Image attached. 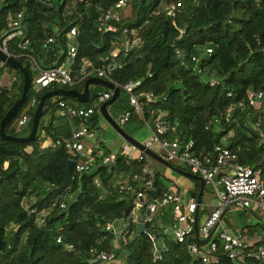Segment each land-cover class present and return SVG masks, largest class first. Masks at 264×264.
<instances>
[{
    "label": "trees",
    "instance_id": "1",
    "mask_svg": "<svg viewBox=\"0 0 264 264\" xmlns=\"http://www.w3.org/2000/svg\"><path fill=\"white\" fill-rule=\"evenodd\" d=\"M117 1L0 0V38L4 32H10V20L21 14L20 27L28 44L22 48L17 38H13L8 41V49L28 70L30 81L25 103L7 124L6 134L23 136L11 133L10 127L35 99L28 111V136L33 113L43 94L59 88L82 92L86 80H78L83 62L89 61L93 68L106 69L110 61L104 62L103 58L115 50L117 55L113 62L117 67L110 72L111 80L119 86L136 82L135 94L151 92L157 98L153 102L139 99L142 114L132 110L128 122L121 125L128 136L146 124L154 128L156 122H167L172 131L161 136L162 139H193L196 152L203 155H211L216 146L237 151L238 165L252 169L264 184V141L260 144V133L250 126L259 116L264 130V102L254 111H241L236 107L240 101H245L248 91H264V0H182L181 7L172 15L163 8L179 0H128L117 32H104L99 26L98 10H106ZM73 27L76 36L68 39L66 34ZM124 28L129 38L133 37L132 32H137L138 47L123 49ZM51 37L54 42L43 46ZM71 43L77 46L72 64L77 82L72 87L51 85L33 91V62L42 70L59 66L65 61ZM206 49H211V54L207 55ZM195 55L200 58L201 75L192 70L190 59ZM6 67L0 66V70ZM15 72L18 82H14L11 89L0 87V122L21 95L23 76L18 70ZM211 79L218 83L210 86ZM89 90L86 103L70 97L47 99L33 141L18 143L0 138V237L4 243L0 264H87L100 251L114 253L112 264H203L193 258L187 244H175L159 236V225L165 224L167 217H157L150 227L165 244L160 258L154 256L146 234L137 235L138 227L134 223L116 244L113 236L103 230L107 221L126 217L133 207L128 198L119 194L118 188L131 183L127 177L139 174L143 162L117 154L112 167L97 162L89 172L77 174L68 188L55 190L64 179L66 163L84 161L71 155L63 145H45L48 139L53 143L69 139L73 128L83 122L74 119L68 123L60 117L58 102L89 108L99 93L108 92L95 85ZM129 109V97L120 88L118 98L107 111L118 122L123 111ZM227 114L230 118L238 116V124L225 122L219 131L205 130L212 116L221 118L220 115ZM101 119L95 109L87 124L100 130ZM230 132L234 136L230 137ZM97 144L95 150L107 155L103 142L99 140ZM176 167L189 172L186 166ZM95 180L100 182L99 188ZM166 183L169 181L158 171L148 200L159 198L166 190ZM194 185L198 190L197 181ZM71 192L73 196L66 199ZM24 198L37 211L56 202L42 226H36L33 217L23 210ZM62 201L65 207L60 209ZM246 211L253 215V209ZM205 213L202 205L198 217ZM244 214L242 211L239 215L244 218ZM226 224L237 229L236 225ZM237 230L247 236L264 234V220L252 225L244 222ZM58 238L60 243H57ZM219 259L221 264H230L225 256ZM247 264L264 263L249 261Z\"/></svg>",
    "mask_w": 264,
    "mask_h": 264
},
{
    "label": "built area",
    "instance_id": "2",
    "mask_svg": "<svg viewBox=\"0 0 264 264\" xmlns=\"http://www.w3.org/2000/svg\"><path fill=\"white\" fill-rule=\"evenodd\" d=\"M64 1L75 3L76 0ZM127 3L128 0H118L110 8L98 10L99 26L104 32H117L119 29L118 24L121 20V12L126 8ZM181 4L182 0H179L177 3L167 5L163 9L168 15H172L175 10L181 7ZM20 20L21 14H17L15 19L12 18L9 23L10 32H4L0 38V53L14 59H16V56L9 51L8 41L17 38L19 42L18 46L22 48L28 44V40L25 39L20 27ZM127 33L128 30L124 28L122 31L123 49L132 50L138 47L140 45V38L137 36V32L134 31L131 33L133 35L132 38H129ZM75 36L76 29L74 27L70 28L66 37L72 39ZM53 42L54 38H48L43 43V46ZM76 51L77 46L75 44L69 45L66 59L61 65L46 70L36 67L37 74L31 80L33 91L38 92L41 88H46L51 85L72 87L77 82L72 68ZM211 52V49L205 50L207 55L211 54ZM116 55V51L113 50L108 56L103 58L104 62L110 61L106 69L93 68L89 61H84L79 72L80 79L78 82L93 77L100 78L111 82L119 89L121 88L128 95L130 109L123 111L118 123L121 126L128 122L132 110L138 114H142L140 98H144L148 102H153L157 98L151 92L135 94V89L138 86L136 82L130 81L125 85L119 86L111 80L109 77L110 72L117 67L113 62ZM190 60L193 63L192 70L198 75H201L203 72L198 67L200 58L195 55ZM2 65L3 63L0 62V66ZM217 83V80L211 79L209 85L215 86ZM111 96L112 92L109 90L108 92L99 93L89 108H75L64 102H58V115L60 117L65 118L68 122L74 119H82L83 121L80 126L72 130L69 139L64 141L57 140L55 143H45V145H51L52 147L63 145L71 155H75L84 160L75 161L71 169V183L77 174L89 172L96 161L109 165L114 163L117 157L115 153L109 155H104L101 152L94 153L91 147H87L84 144L85 140H93L95 138V130L89 127L87 120L94 114L95 109L99 111V107L108 101ZM263 102L264 91H248L245 101H240L236 107L241 111L250 109L254 111ZM34 104L35 99H32L20 117L15 121V129L23 130L28 125V111ZM220 116L221 118L216 115L212 116L211 120L205 126V130L215 128L219 131L221 130L222 123L225 122L238 124V116L232 118H230L229 114ZM261 125L262 120L259 116H256L253 123L250 124L254 131L260 133V144H263L264 130L261 129ZM146 127L151 132V138L141 142V144L145 148L151 149L160 155L171 165L172 162L182 163L189 168V173L202 178L205 186L209 187L213 194L214 203L212 208L207 212L205 221L200 224L198 215L199 210H202V205H198L195 199H184L177 194L172 183L166 185V190L163 191L159 198H156L154 201H149L147 196L149 195V190L154 188V180L157 173L150 166L153 160L124 141L118 154L128 159L143 162V166L139 174L127 177L128 180H131V183L120 185L118 188L119 194L128 198L133 207L127 213L126 217L116 218L104 224L103 230L113 236V243L116 244L118 238L127 230L131 223H134L137 227L139 224H143L144 230L142 233L146 234L154 252L160 253L159 256L155 257L160 258L161 253L166 249L165 244L161 240H158L156 232L151 230L150 227L157 217H167V222L159 228V236L164 237V239L167 238L175 244H187L188 250L193 258L200 259L203 264H221L220 256H225L230 264H247L249 261L264 263V236L260 237L259 241L251 242L249 237L241 230L228 227L223 221L226 213L246 211L251 209L252 206L259 209L264 218V184L259 175L250 168L238 165L237 151L223 146H216L211 155L198 154L193 139L181 141L178 139L161 138V136L172 131V126L167 122H156L154 128L151 124H146ZM229 136H234V133L230 132ZM155 150H158L159 153ZM136 153H138L137 157H135ZM94 183L97 188L100 187L98 180H95ZM21 206L24 211L33 217L36 226H42L51 209L56 206V202L54 201L47 208L37 211L31 208L27 198H24ZM64 207L65 203L62 201L59 204V208L63 209ZM195 223H197L198 237L201 240L211 234L207 243L204 244L205 249H203V245H198L194 238ZM159 239L161 238L159 237ZM57 243H60V238L57 239ZM114 261V253L100 251L87 264H112Z\"/></svg>",
    "mask_w": 264,
    "mask_h": 264
},
{
    "label": "water",
    "instance_id": "3",
    "mask_svg": "<svg viewBox=\"0 0 264 264\" xmlns=\"http://www.w3.org/2000/svg\"><path fill=\"white\" fill-rule=\"evenodd\" d=\"M0 61L3 63V65H6L14 70H18L22 76H23V86H22V91L20 98L15 101V103L12 105V107L7 111L5 116L0 122V138L5 141H12V142H18V143H25V142H31L35 139L38 126H39V120L41 118V114L43 111V106L45 104V101L49 98H56V97H70L75 100H77L79 103H86L89 99L90 95V87L95 85V86H100L102 88H105L109 91L112 92L111 98L104 102L100 107H99V112L104 119V121L119 135L121 139L126 141L127 143L131 144L134 146L138 151L144 153L146 156L151 158L153 161L163 165L164 167L168 168L169 170L182 175L188 180H195L199 184V190L198 192H191L190 193V198L195 199L197 204L199 205L201 202V196L203 193V189L205 186V183L202 178L193 175L187 171L180 170L178 168L173 167L169 162L164 160L160 155L156 154L154 151L151 149L145 148L140 142L137 140L133 139L132 137L128 136L122 128L112 119V117L109 115L107 111V107L111 105L119 96V88L114 86L111 82L102 80L100 78H89L87 79L84 84H83V90L82 92H78L74 89L71 90H66L64 88H59L53 91H48L45 94H43L40 97V100L37 104V107L33 113L32 116V125H31V130L28 136L26 137H14L11 135L6 134L5 128L7 124L13 119V117L16 115L18 110L24 105L25 100H26V94L29 90V74L28 70L26 68H23L22 65L18 62V60L6 56L5 54L0 53ZM75 161L69 160L66 163V168H65V176L58 188L55 190H63L66 189L70 186L71 183V169L74 165ZM114 163L109 164L110 167H112ZM144 230V225L139 224L137 228V235H141ZM211 234L205 238V239H200L198 237V227L197 223L194 224V238L197 242L198 245H204L207 243L209 240ZM65 247V245H63ZM4 249V243L1 240L0 237V252ZM159 252H154V256H159Z\"/></svg>",
    "mask_w": 264,
    "mask_h": 264
},
{
    "label": "rangeland",
    "instance_id": "4",
    "mask_svg": "<svg viewBox=\"0 0 264 264\" xmlns=\"http://www.w3.org/2000/svg\"><path fill=\"white\" fill-rule=\"evenodd\" d=\"M0 73H1L0 74V79H3L2 80V84L7 85L9 80L12 78V74H14V71L10 70L8 67H6L4 69H1ZM31 75H32L31 78L33 79V77L35 76V72L32 71ZM14 124H15V122H14ZM14 124L10 127V132L11 133H16L18 136H22L23 135L22 137H26L27 128H25L23 130L15 129ZM99 125H100L101 129L96 132V135L98 136L97 138L103 142V145H104L105 149H107L109 152L117 153L122 148L124 140L119 137V135L104 121V119L100 120ZM11 128H12V130H11ZM130 137H132L133 139H135V140H137L138 142L141 143V142H144L145 140H148V139L151 138V132L147 129V127L145 125L144 127L140 128L137 131H135L134 133H132V135ZM155 151L157 153H159L158 150H155ZM137 156H138V153H136L135 157H137ZM172 165L176 166L177 163L176 162H172ZM181 167L184 168L185 166L181 164ZM166 175L168 177H170L172 180L176 179L175 176H173L172 172H170V170H166ZM193 182H195V180H191L192 185L194 184ZM183 192H184V190L181 187L180 188V194L183 197H185V199H187V194H184L185 192L184 193ZM67 194L68 195L65 196V198L69 199V198H71L73 196L74 193L71 192V193H67ZM201 201H202V205H204L206 207L207 206H211V204L214 203L213 194L211 193L210 188L207 187V186H205V188H204V193H203V197H202ZM239 214L240 213H238V212H228L225 215V217H228V216L229 217L228 218H224L223 221L225 222L227 220L230 224H235L236 217H237L238 220L242 217ZM250 216L252 217V224H257L258 222L261 223L262 220H264V218L261 216V212L259 210H257L256 208H253V215L251 214ZM230 217H232V218H230ZM205 219H206V214L201 215L200 216V224H202L205 221ZM163 225H164V223H160L159 226L161 227ZM259 232H261V231H259ZM259 239L260 238L250 239V241L251 242H256V241H259ZM203 249H205V245H203Z\"/></svg>",
    "mask_w": 264,
    "mask_h": 264
},
{
    "label": "crops",
    "instance_id": "5",
    "mask_svg": "<svg viewBox=\"0 0 264 264\" xmlns=\"http://www.w3.org/2000/svg\"><path fill=\"white\" fill-rule=\"evenodd\" d=\"M53 38V37H52ZM69 45H72V43L71 44H69ZM1 62V61H0ZM36 67H38L37 65H36V63L35 62H33V65H32V67H31V72L32 71H34L35 72V75L37 74V71H36ZM24 68V67H23ZM13 71H14V74H12V78L9 80V82L7 83V85H5V84H2V80L3 79H0V81H1V87H5V88H9V89H11L12 88V84L14 83V82H18V77L16 76V72H15V70L13 69ZM1 74V73H0ZM32 80V79H31ZM32 84V83H31ZM23 86V85H22ZM75 108H80V107H83V106H74ZM99 114H100V112H99ZM101 115V114H100ZM110 115V114H109ZM111 116V115H110ZM102 117V116H101ZM121 117V116H120ZM48 119V118H47ZM103 119V118H102ZM113 119V118H112ZM120 119V118H119ZM114 120V119H113ZM115 121V120H114ZM116 122V121H115ZM68 123H70V122H68ZM72 123V122H71ZM117 124L119 123V120H118V122H116ZM99 127H100V125H99ZM121 127V126H120ZM25 128H27V126L25 127ZM24 128V129H25ZM77 127H74L73 128V130L74 129H76ZM101 128V127H100ZM95 130V129H94ZM98 130H95V138L93 139V140H85L84 141V144L87 146V147H91L92 149H93V152L95 153V152H101L100 150H98V151H96L97 149H98V144H97V142L99 141V139L97 138L98 136L96 135V132H97ZM101 141V140H100ZM51 142V140H47L46 141V144H49ZM95 148H97L96 150H95ZM108 151V150H107ZM120 152V150L117 152V153H115V154H118ZM102 153V152H101ZM108 155L109 154H114V153H112V152H109L108 151V153H107ZM97 162H99V161H96L95 162V164L97 163ZM156 163V164H155ZM94 164V165H95ZM159 164V163H158ZM158 164H157V162H155V161H151V163H150V166L152 167V169H154L156 172H161V174L163 175V176H165V178L169 181V183H172V185L174 186V188L176 189L175 191H176V193L177 194H179V195H181L180 194V188L182 187L183 188V190H184V194H187V199L188 198H190V193L191 192H198V190H195V185L193 184L192 185V183H191V180H188V179H186L185 177H183L182 175H180V174H177V173H175V172H173V171H171L170 170V172H172V174H173V176H175V180H172L170 177H168L167 175H166V170H169L168 168H166V167H163V168H161L160 166H158ZM182 163H179V162H177V165L176 166H180ZM182 165H184V164H182ZM163 166V165H162ZM173 167H175V168H177L176 166H174V165H172ZM185 166V165H184ZM184 171V170H183ZM188 172V171H187ZM194 183V182H193ZM71 185V184H70ZM180 187V188H179ZM179 191V192H178ZM182 196V195H181ZM183 197V196H182ZM184 199H185V197H183ZM212 205L213 204H211V206H207V207H205V211H206V215H207V212L212 208ZM254 207H252L251 209H253ZM240 214H241V212H239ZM227 214V213H226ZM225 214V215H226ZM251 214H250V212H248V211H245V214H244V218L243 217H241L239 220L237 219V217H236V219H235V222H236V224H230V225H236L237 227V229L239 228V227H241V224L242 223H244V222H246L247 224H250V225H252V217L250 216ZM229 217V216H228ZM228 217H223V220H224V218H228ZM199 218H200V216H199ZM230 218H232V217H230ZM226 222H228L227 220L225 221V224H226ZM229 223V222H228ZM228 227H231V226H228ZM236 229V230H237ZM262 235H264V234H259V233H256V234H254L253 236H248L249 237V239H257V238H260Z\"/></svg>",
    "mask_w": 264,
    "mask_h": 264
}]
</instances>
